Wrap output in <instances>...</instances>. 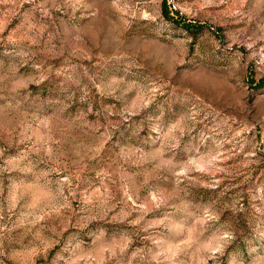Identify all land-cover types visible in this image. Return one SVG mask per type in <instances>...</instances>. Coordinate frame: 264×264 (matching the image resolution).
<instances>
[{"label": "rangeland", "instance_id": "1", "mask_svg": "<svg viewBox=\"0 0 264 264\" xmlns=\"http://www.w3.org/2000/svg\"><path fill=\"white\" fill-rule=\"evenodd\" d=\"M0 264H264V0H0Z\"/></svg>", "mask_w": 264, "mask_h": 264}]
</instances>
